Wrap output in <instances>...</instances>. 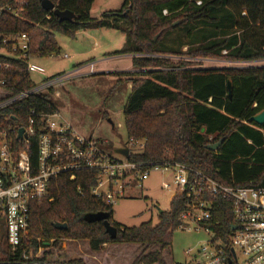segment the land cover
<instances>
[{
    "label": "trees",
    "instance_id": "obj_1",
    "mask_svg": "<svg viewBox=\"0 0 264 264\" xmlns=\"http://www.w3.org/2000/svg\"><path fill=\"white\" fill-rule=\"evenodd\" d=\"M15 1H9L13 8ZM21 1L24 10L19 17L0 14V50L15 56L0 52V61L11 64L8 70H0V76L7 78L0 100L13 94L11 86L36 87L26 70L27 59L60 55L56 33L73 37L87 29H115L125 37L123 48L115 54L132 55L135 69L121 74L132 84L123 110L125 147L131 140L144 144L126 158L143 165L183 163L225 185L264 186V124L249 122L264 110V66L197 65L200 59L264 61V0H124L119 10L104 12L100 18L91 16L96 0H51L58 9L73 12V21H60L40 0ZM178 33L187 42L168 45L166 39ZM21 34L30 37L27 59L13 51L12 43L3 42ZM54 92L51 88L40 98L24 99L4 111L25 124L34 109L53 113ZM12 123L0 118V131ZM222 139L217 150L207 148ZM36 143L34 138L33 161ZM98 179L97 171L82 170L74 180L69 176L51 180L48 195L31 203L30 255L42 264H121L115 247L132 245L137 249L128 264H176L167 260L166 252L186 209L185 196L172 199L170 209L159 213L157 224L148 221L125 227L114 221L113 205L93 195ZM217 205L216 218L223 230H230L234 219L229 202ZM97 212L109 214L116 238L106 233L103 221L84 220L87 213ZM56 223L68 227L57 229Z\"/></svg>",
    "mask_w": 264,
    "mask_h": 264
},
{
    "label": "built area",
    "instance_id": "obj_2",
    "mask_svg": "<svg viewBox=\"0 0 264 264\" xmlns=\"http://www.w3.org/2000/svg\"><path fill=\"white\" fill-rule=\"evenodd\" d=\"M9 1L0 0V14L11 13L19 17L24 2L16 0L13 8ZM3 42L12 43L13 51L22 52L23 58L27 59L30 49L27 34L11 35ZM6 56L15 58L12 54ZM63 58L69 56L65 54ZM33 61L30 57L27 59L26 70L29 75L45 76L43 82L28 90L11 86L13 94L0 100V118L14 122L8 129L0 131V264H42L27 251L31 203L48 195L52 179L69 176L74 180L77 172L82 170L98 172V183L92 193L110 205L124 195L132 181L143 189L144 181L152 171H173L172 183H165L163 188L173 191L172 199L185 196L186 209L180 216L177 229L203 233L208 237L196 251L188 249L185 252L189 257L185 264H264V186H255L253 182L249 186L225 185L183 163L143 165L124 156L115 158L97 139L74 129L57 108L53 113L34 109L22 124L4 110L24 99L42 97L74 75H81L84 70L86 74V68L88 73L95 71V64L89 63L79 65L69 73L47 76L46 70ZM10 67V63L0 61V70ZM0 88H7L4 76H0ZM56 96L59 97V92L55 89L53 99ZM21 129L23 134L19 139ZM34 138L37 143L33 161ZM128 148L131 153L134 148L142 150L144 144L131 140ZM105 185L108 191L101 192ZM219 201L229 202L231 207L234 221L230 230H223L221 221L216 218Z\"/></svg>",
    "mask_w": 264,
    "mask_h": 264
},
{
    "label": "rangeland",
    "instance_id": "obj_3",
    "mask_svg": "<svg viewBox=\"0 0 264 264\" xmlns=\"http://www.w3.org/2000/svg\"><path fill=\"white\" fill-rule=\"evenodd\" d=\"M124 0H96L91 9V16L100 18L104 12L119 10ZM61 48V54L34 60L42 66L47 76H56L74 71L78 63L95 62L93 73L76 74L56 85L59 97L54 98V104L64 118L80 134L97 139L102 147L115 158H122L116 149L123 148L128 142V134L124 119V106L131 93V81L121 74L132 69V59L129 56L115 54L125 43L124 35L115 29H87L79 31L70 37L62 33L55 34ZM187 38L178 33L166 39L168 45L181 46ZM185 49V48H184ZM1 53L6 51L0 50ZM67 54L68 59L63 55ZM9 55V54H8ZM108 58L103 62L99 59ZM82 65V64H81ZM202 68H243L248 66H264V61L230 62L213 59L197 60ZM45 76L31 74V79L40 85ZM174 172L167 170L152 171L144 181L143 189L131 182L124 195L117 198L113 204V219L125 227L139 226L152 221H159L160 211H168L171 206L173 191L165 190V183H172ZM101 192H107L105 185ZM208 237L203 233L177 229L172 236L171 248L166 252L171 263L185 264L189 261L186 255L188 249L196 251ZM137 246L119 245L115 254L121 256L118 263L128 264L134 256ZM123 257V258H122Z\"/></svg>",
    "mask_w": 264,
    "mask_h": 264
},
{
    "label": "water",
    "instance_id": "obj_4",
    "mask_svg": "<svg viewBox=\"0 0 264 264\" xmlns=\"http://www.w3.org/2000/svg\"><path fill=\"white\" fill-rule=\"evenodd\" d=\"M42 7L50 12H53V14L60 20V21H73L75 19V14L71 11H62L56 7V5L51 1V0H40ZM228 90H229V96H232V83L231 81L228 82ZM256 122L259 125L264 124V110L261 112L257 113L256 115L252 116L249 119V122ZM204 131V129H203ZM23 134V129L20 130L19 132V139L22 138ZM223 142V139L219 141L216 144L208 145L207 148L209 150H217ZM116 153L124 156V157H129L130 155V149L128 147H123V148H118L115 151ZM162 212V211H160ZM84 220L88 223H94L98 221H103L106 233H108L111 238H116L117 237V228L113 226L110 221H109V214L107 212H97V213H87L84 216ZM54 226L57 229H67L68 225L66 223H56Z\"/></svg>",
    "mask_w": 264,
    "mask_h": 264
},
{
    "label": "crops",
    "instance_id": "obj_5",
    "mask_svg": "<svg viewBox=\"0 0 264 264\" xmlns=\"http://www.w3.org/2000/svg\"><path fill=\"white\" fill-rule=\"evenodd\" d=\"M121 56H129V57H131V59L133 58V56L132 55H121ZM108 58H103V59H99L98 61L99 62H103V61H105V60H107ZM91 63H94L95 64V62H91ZM81 64H86V62H82V63H78L77 65H76V67L77 66H79V65H81ZM89 64V63H88ZM87 65V64H86ZM95 69H96V64H95ZM133 71H135V69L133 68V66H132V69H129V70H126V72H133ZM88 72V69L86 68V73ZM64 73V72H63ZM91 137V136H90Z\"/></svg>",
    "mask_w": 264,
    "mask_h": 264
}]
</instances>
